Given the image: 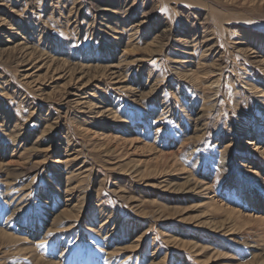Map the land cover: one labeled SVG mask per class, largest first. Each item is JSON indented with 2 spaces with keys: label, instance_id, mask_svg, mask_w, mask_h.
Masks as SVG:
<instances>
[{
  "label": "rangeland",
  "instance_id": "374dc122",
  "mask_svg": "<svg viewBox=\"0 0 264 264\" xmlns=\"http://www.w3.org/2000/svg\"><path fill=\"white\" fill-rule=\"evenodd\" d=\"M262 150L264 0H0V264H264Z\"/></svg>",
  "mask_w": 264,
  "mask_h": 264
},
{
  "label": "bare ground",
  "instance_id": "6f19581e",
  "mask_svg": "<svg viewBox=\"0 0 264 264\" xmlns=\"http://www.w3.org/2000/svg\"><path fill=\"white\" fill-rule=\"evenodd\" d=\"M184 38V37H183ZM185 40V39H184ZM181 43V42H180ZM212 84V83H211ZM213 87V86H212ZM103 112H106V110H102V111H100V114L101 113H103ZM255 146V145H254ZM260 148L259 147H257L256 148V150H259ZM259 152H264L263 150L262 151H259ZM158 153V152H157ZM262 154V153H261ZM174 157V156H173ZM194 184H199V185H201V183L200 182H196V183H194ZM72 186V185H71ZM207 189V188H206ZM68 190V189H67ZM258 196H259V194H258ZM249 202V204H247V206L248 207H254L258 212H260V211H264V197H262V196H259V197H257V198H254V199H251V200H249L248 201ZM227 210H230L229 212H230V215H232L233 213H234V211L233 210H231V208L229 209H227ZM223 211H225V210H223ZM68 212V211H67ZM66 213V212H65ZM237 213V212H236ZM238 213H239V211H238ZM264 214H261V217L260 218H262V220L264 219ZM4 233V232H3ZM2 234V233H1ZM231 234V233H230ZM134 241H139L138 239H135ZM137 246V244H135V245H133V247L135 248ZM134 248H132V249H130V250H133Z\"/></svg>",
  "mask_w": 264,
  "mask_h": 264
}]
</instances>
